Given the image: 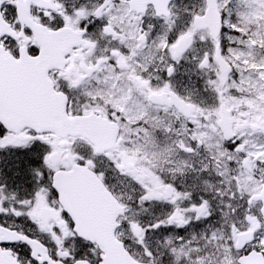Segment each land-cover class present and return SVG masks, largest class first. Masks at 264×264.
<instances>
[{
    "label": "snow or ice",
    "instance_id": "obj_1",
    "mask_svg": "<svg viewBox=\"0 0 264 264\" xmlns=\"http://www.w3.org/2000/svg\"><path fill=\"white\" fill-rule=\"evenodd\" d=\"M0 264H264V0H0Z\"/></svg>",
    "mask_w": 264,
    "mask_h": 264
}]
</instances>
